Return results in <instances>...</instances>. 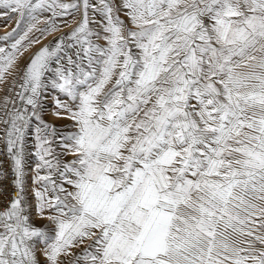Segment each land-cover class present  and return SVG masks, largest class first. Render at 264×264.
Segmentation results:
<instances>
[{"label":"snow or ice","instance_id":"1","mask_svg":"<svg viewBox=\"0 0 264 264\" xmlns=\"http://www.w3.org/2000/svg\"><path fill=\"white\" fill-rule=\"evenodd\" d=\"M13 15L0 264H264V0H0Z\"/></svg>","mask_w":264,"mask_h":264},{"label":"rangeland","instance_id":"2","mask_svg":"<svg viewBox=\"0 0 264 264\" xmlns=\"http://www.w3.org/2000/svg\"><path fill=\"white\" fill-rule=\"evenodd\" d=\"M17 19H18V17L15 15H13L11 19H7L3 16H0V36H4L7 33L11 32L14 28H16L17 27ZM56 35H59V33H56ZM51 39H52V37H51V35H49L47 38L42 40V43H47ZM36 47H39V45H37ZM33 50H35V48ZM4 94H5V89L2 87V89L0 91V100H2L1 97H3ZM51 108H52V105L50 104L49 105V111L45 115V119L49 123L55 124L58 128L63 127L64 125H67L70 123V121L67 119H58L56 116L51 115ZM38 223H43V221H38Z\"/></svg>","mask_w":264,"mask_h":264},{"label":"built area","instance_id":"3","mask_svg":"<svg viewBox=\"0 0 264 264\" xmlns=\"http://www.w3.org/2000/svg\"><path fill=\"white\" fill-rule=\"evenodd\" d=\"M2 181H3V178L0 177V190H3L5 187L8 188V191L4 193V198H7L8 196L12 194V188H11L10 183H4Z\"/></svg>","mask_w":264,"mask_h":264},{"label":"bare ground","instance_id":"4","mask_svg":"<svg viewBox=\"0 0 264 264\" xmlns=\"http://www.w3.org/2000/svg\"><path fill=\"white\" fill-rule=\"evenodd\" d=\"M1 89H2V86H0V91H1ZM4 96V95H3ZM1 98H3V97H1ZM52 115V114H51ZM30 176H31V174L29 175V180H28V183H29V185H31V178H30Z\"/></svg>","mask_w":264,"mask_h":264}]
</instances>
